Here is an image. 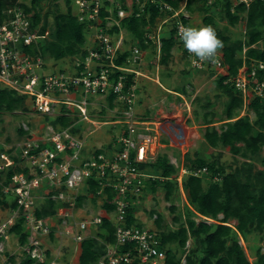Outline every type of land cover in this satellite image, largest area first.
<instances>
[{"label":"built area","instance_id":"built-area-1","mask_svg":"<svg viewBox=\"0 0 264 264\" xmlns=\"http://www.w3.org/2000/svg\"><path fill=\"white\" fill-rule=\"evenodd\" d=\"M107 1L117 7L118 19L112 17L111 8L105 5ZM125 1L127 10L122 9L115 0L72 1L76 11L72 12L73 15L93 33L92 45L87 48L84 59L75 57L72 60L69 71L60 69L56 72H46L49 57L40 48L48 37V31L40 33L41 22L36 25L33 23V13L26 12L21 6L25 3L17 0L0 9V84L4 88L32 97L30 107L41 115H52L51 109L55 105L72 106L78 109V115H67L72 116L73 120H88L87 95L107 96L113 93L117 102L116 123L122 125V132L113 139V144L92 155L87 154L84 141L78 134L72 132L74 122L66 128L48 126L40 138H23L8 148H5L4 143L0 144L3 148L0 150L1 192L4 196L12 194L15 203V207L9 209L8 217L0 220V264H58L50 255L48 243L68 238L79 245L85 238L95 236L104 218L114 226L115 244L106 247L104 255L96 264H129L133 260L139 264H165L166 255L160 248L155 232L142 226L126 224L127 210L131 204H135V198L142 195L145 179L154 178L146 173L145 167H140L156 158L154 149L161 145V140L159 128H152L151 122L142 120L135 110L137 77L141 73L131 65L140 63L143 50L132 46L123 65L118 66L115 59L125 50L122 48L123 38L119 39V36L114 39L113 35L105 32V28L119 26V21L132 13L133 3L138 5L136 16L143 15L144 7L150 0ZM151 1L160 11L171 12L160 19L157 32L148 35L159 54L160 27L163 24L174 19L172 28L176 40H181L180 27L191 25L188 16L182 13L184 1L178 9H173L161 0ZM215 1L207 0V3L213 4ZM252 1L231 0V11L237 4L247 6ZM103 8L109 13L105 28L101 26ZM252 47L264 49V41L259 40ZM245 51L244 47L243 60ZM185 57L190 68L195 71L213 72L215 77L227 75L221 51L214 64L194 63L196 58L186 49ZM261 70H264L263 61L251 60L250 64L244 61L236 75L224 81L240 92L243 107L255 97L264 98V81L258 79ZM116 71L120 72L118 77L111 78ZM130 73L134 77L126 85L124 80ZM61 114L62 111L58 115ZM73 116H77L76 119ZM19 165L28 167L29 172H14L9 182L3 184L7 170ZM205 171L203 167L191 172L184 169L182 173L198 177ZM91 180L99 187L94 194L89 191ZM42 184L44 187H41ZM107 189L114 192L113 199L109 201L106 200ZM79 196H84V199L90 196L98 201L100 212L78 218L75 212L82 206H77ZM38 199L44 204L40 205ZM47 200L56 203L55 212L38 216L36 211L46 206ZM106 202L113 205L111 211L103 207ZM17 224L22 225V232L26 234L24 241H21L19 233L12 230ZM124 245H128L125 251L121 248Z\"/></svg>","mask_w":264,"mask_h":264},{"label":"trees","instance_id":"trees-1","mask_svg":"<svg viewBox=\"0 0 264 264\" xmlns=\"http://www.w3.org/2000/svg\"><path fill=\"white\" fill-rule=\"evenodd\" d=\"M16 1L0 0V9L12 5ZM49 1L57 2L59 0H30L28 5H21L26 12L33 13L32 21L35 25L41 22L40 33L42 34L47 30L48 16L52 14V26L48 32V37L43 40L40 47L42 53L54 60H61L66 57L84 59L87 55L85 46V34L89 31L87 25L79 22L73 15L70 7L71 0H65L66 10L64 12L55 9L52 13L49 10H44L43 7ZM115 1L119 3L122 9L127 10L125 0ZM161 1L168 3L173 9L180 8L184 1L187 11L191 12L195 8L202 12V27H213L217 36L223 41L224 47L221 52L223 62L227 66V75L217 76L215 82L217 87L228 96L224 110L225 118L220 128L216 129L210 125L212 122L208 121L205 116L203 138L209 147L228 148L232 155H240L247 160L234 168L227 165V167H231V170L226 171V166L219 161L218 156L206 160L198 156L197 153H194L192 157L186 152L183 155L182 165L188 172L203 167L206 168V171L200 177L190 173L184 175L182 186L187 201L185 210L184 212L177 210L175 205L169 207L172 212H175L173 222L177 224L176 228L167 229L165 221L158 213L153 221L155 225L153 231L157 236L160 248L165 252V264H252L247 259L238 238L240 236L242 239H246L247 235L252 232L264 233V169L255 167V164L250 161V157L257 156L264 146V98L255 97L247 105L248 111H252L255 115L253 121L247 114L243 116L234 115L235 110L242 107V96L231 83H224V81L235 76L244 61L248 64L251 60L264 62V49L252 47L259 40L264 41V2L254 0L247 6L240 3L233 7L234 11L232 12L231 0H216L213 4H208L207 0ZM105 5L107 8H111L112 17L118 19V9L115 4H110L107 1ZM132 9L130 15L119 21V26L112 25L109 28H105L106 16L109 13L106 8L101 10V26L105 28V32L118 36L122 29L131 35V42L128 44L127 41H123L125 50L115 59L118 66L123 65L124 59L129 54V49L134 45L141 50H146L150 46L155 50L156 45L148 39V35L151 34V29L158 17L163 18L171 14V12L160 11L159 7L151 0L145 5L143 15L136 16L138 11L136 3L132 4ZM242 13L244 15L240 16ZM216 18L226 21L231 26L236 25L244 18V39L232 40L228 34L217 27ZM146 41L147 43H145ZM175 46H181L185 55L183 42L174 38V29L171 27L167 31V36L160 34L159 62L161 64L169 62L172 49ZM244 47L246 48L245 60H243L242 53ZM112 74L111 78L116 79L120 72L116 71ZM208 74L212 75L213 72ZM133 77V73L126 75L125 84L129 85ZM258 79L264 81V70L258 72ZM183 91L184 89H182ZM115 98L113 93L107 95L109 107H113L114 103L117 104ZM31 103L32 97L0 87V115L13 113L17 110L26 111ZM61 111L66 112L65 109H61ZM73 122L72 118L62 113L51 120L50 124L58 129L66 128ZM78 130L76 127L72 128L73 133H77ZM18 133L21 137L32 138L28 132L21 128L18 129ZM113 142L107 147L111 146ZM2 149L0 146V150ZM100 151L102 149L93 153L97 154ZM13 159L18 161L16 157ZM262 162L264 163V158ZM143 167H145L147 174L154 176V178L145 179L143 191L148 184H150L149 191L151 192H154L157 186H161L164 190V198L167 201H172L174 192L177 190V181L173 178L177 168L170 163L167 155L157 154L153 161L142 165L140 168ZM14 172L27 174L29 168L21 165L11 167L4 175L3 184L9 182ZM205 176H208L209 180L204 186ZM98 189L95 181L91 180L89 191L94 194ZM113 197L114 192L107 189L106 200H112ZM83 200L84 196H79L77 206H81ZM45 205L41 210L36 211L38 216H46L55 212L56 203L52 200H47ZM7 206L9 204L1 192L0 185V207L6 208ZM10 206L15 207V203ZM103 207L106 211H111L113 205L106 202ZM137 208V203L129 206L127 225L141 226L135 215ZM154 213V211H150V215ZM194 217H204L205 220L211 219L213 222L208 223L204 220L197 222ZM231 220H235L233 228L228 225ZM12 230L20 234L21 241L25 240L26 234L22 232L21 224H17ZM189 238L194 240L195 247L187 251L184 256L185 261L181 263V257ZM114 244V226L111 221L104 218L102 224L98 226L95 236H89L80 242L77 264H96L97 260L104 255L106 247ZM171 244H175L182 254L177 255L169 247ZM127 247L128 245H124L121 248L125 251ZM254 256L253 264H264V253L260 249L256 250ZM129 264L139 263L137 260H133Z\"/></svg>","mask_w":264,"mask_h":264},{"label":"rangeland","instance_id":"rangeland-1","mask_svg":"<svg viewBox=\"0 0 264 264\" xmlns=\"http://www.w3.org/2000/svg\"><path fill=\"white\" fill-rule=\"evenodd\" d=\"M20 1L25 4H29L30 2V0ZM72 1L70 7L72 12H76ZM129 1L127 0V3ZM43 7L44 10H49L51 13L55 9L60 12L66 10L65 0L57 2L49 1ZM182 13L188 16L187 20L191 26L202 27V12L194 8L191 12L183 9ZM243 15L244 13L240 14V16ZM160 19L161 17L157 18L151 29V34L157 32ZM173 20L170 19L160 27L162 36H167V31L172 27ZM216 25L220 30L228 34L232 40L244 39V18L234 26L216 18ZM51 26L52 14L48 16V32ZM92 34V31H88L85 34L86 48L92 45ZM119 36V39L122 37L123 41H127L128 44L131 42V35L127 31L121 29L118 36H113V38L117 39ZM122 48L125 49L124 44ZM155 50L151 46L143 50L140 63L134 66L131 65L132 68H136L141 73L137 77L138 89L135 110L142 120L151 122L152 128H159L161 145L156 146L154 153L155 156L156 154H166L170 163L177 168V172L173 176L177 181V190L174 192L173 200L167 201L164 198V190L161 186H157L156 190L151 192L149 191L150 184H148L142 192L141 197L135 200L138 206L135 215L137 222L142 227L155 230L153 221L159 213L165 221L167 229H175L177 226L173 222L175 212H172L169 207L175 205L177 210L184 212L187 205L182 186L184 178L182 172L185 169L182 161L183 155L186 152L192 157L194 153H197L198 156L206 160H211L218 156L219 161L226 166V171H230L231 167L234 168L247 159L240 155H232L228 148H211L203 138L205 130L203 120L205 116L208 121L212 122L210 125L216 129L220 128L225 118L224 110L228 96L217 87L215 82L216 77L191 69L181 46H175L172 49V56L167 64L159 62L157 47ZM74 59L75 57H66L61 60H54L49 57L47 59L49 66L46 68V72H56L60 69L69 71L71 62ZM220 73H223V71ZM0 87L3 86L0 84ZM182 89H184L183 92ZM86 100L89 103L86 109L88 120H74L73 126L79 129L77 134L84 141L85 151H87L88 155H92L94 151L107 147L113 139L115 140L122 132V125L117 124L115 120H118V114L116 113L117 104L114 103L113 107H109L107 96L87 95ZM61 108L66 110V112H62L66 116L78 115V109L72 106L62 107V105H55L51 109L52 115H41L32 110V107H28L26 111L17 110L13 113L1 114L0 144L4 143L5 148H8L12 143L25 138L19 136V128L28 132L32 138H40L41 135L45 134L46 127L51 126L50 121L61 112ZM246 114L251 121L255 119L254 113L248 111L247 106H242L234 112V115L237 116ZM69 117L72 118V116ZM73 117L76 119L77 116ZM163 140L165 142H162ZM263 158L264 146L257 156L250 157V161L255 164V167L264 169ZM227 165L231 167H227ZM207 180H209V177L205 176L204 186L207 184ZM41 187H44V185L42 184ZM4 197L9 206L6 208L0 207V220L8 217L9 209L12 208L10 205L14 203L12 194L5 195ZM37 202L40 205L44 204V201L42 202L40 199ZM100 208V203L89 196L84 199L82 206L76 210L75 214L78 218H84L99 213ZM150 211H154L155 213L150 215ZM110 216L113 218V214ZM194 219L197 222L201 220L208 221V223L213 222L211 219L205 220L204 217H194ZM228 225L233 228L235 220H231ZM238 239L250 263H254V255L257 249H260L264 253V233L252 232L247 235L246 239H242L240 236ZM47 246L51 249L50 255L56 259L58 264H77L76 259L79 245L71 239L61 238L49 242ZM169 247L177 255L182 254L175 244H171ZM194 247V240L189 238L185 245L184 254L181 257V263L185 261L184 256L187 251Z\"/></svg>","mask_w":264,"mask_h":264},{"label":"clouds","instance_id":"clouds-1","mask_svg":"<svg viewBox=\"0 0 264 264\" xmlns=\"http://www.w3.org/2000/svg\"><path fill=\"white\" fill-rule=\"evenodd\" d=\"M179 35L184 48L190 55L196 58V60L193 61L194 63L197 61L200 63L210 62L213 64L217 62V58L224 44L217 36L213 27L205 26L197 28L194 26H181Z\"/></svg>","mask_w":264,"mask_h":264}]
</instances>
